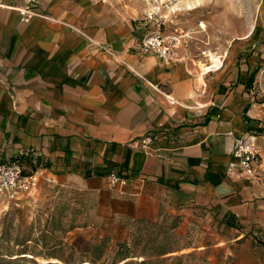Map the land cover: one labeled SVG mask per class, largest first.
<instances>
[{"label": "crops", "instance_id": "0c3cea01", "mask_svg": "<svg viewBox=\"0 0 264 264\" xmlns=\"http://www.w3.org/2000/svg\"><path fill=\"white\" fill-rule=\"evenodd\" d=\"M92 1L38 0L22 23L24 0H0V160L74 177L119 217L174 222L197 247L264 253V182L225 174L233 138L264 132L248 76L144 54L156 31ZM111 172L126 185L108 186Z\"/></svg>", "mask_w": 264, "mask_h": 264}, {"label": "rangeland", "instance_id": "374dc122", "mask_svg": "<svg viewBox=\"0 0 264 264\" xmlns=\"http://www.w3.org/2000/svg\"><path fill=\"white\" fill-rule=\"evenodd\" d=\"M100 3L108 14L121 11L126 19L174 36L177 59L197 67L212 54L227 70L241 68L248 76L242 84L246 99L264 112V0ZM258 136L264 158V132ZM23 172L35 177V186L14 201L0 197V264H264V253L249 251L257 243L242 250L241 241L197 247L174 233V222L137 224L119 217L120 203L97 197L74 177Z\"/></svg>", "mask_w": 264, "mask_h": 264}, {"label": "built area", "instance_id": "2783aa9c", "mask_svg": "<svg viewBox=\"0 0 264 264\" xmlns=\"http://www.w3.org/2000/svg\"><path fill=\"white\" fill-rule=\"evenodd\" d=\"M38 0H24L22 7L16 12L22 23H28L34 17L40 16L35 12ZM177 39L174 36H163L158 31L147 34L140 44V51L144 54L153 53L164 62L176 60ZM155 139V136H147L141 140V147ZM225 174L229 179H234L240 174L250 178L255 184L264 182V158L262 148L254 137L239 136L233 138L231 160L227 163ZM127 178L118 173L111 172L107 176L108 186L111 188L124 187ZM35 177L26 175L17 161L0 160V197L14 201L20 194L28 193L35 186Z\"/></svg>", "mask_w": 264, "mask_h": 264}, {"label": "bare ground", "instance_id": "6f19581e", "mask_svg": "<svg viewBox=\"0 0 264 264\" xmlns=\"http://www.w3.org/2000/svg\"><path fill=\"white\" fill-rule=\"evenodd\" d=\"M207 58L209 61L208 64H204V63L198 64V69L202 73H207V72L216 71L220 69L222 65V61L220 57L209 54Z\"/></svg>", "mask_w": 264, "mask_h": 264}]
</instances>
